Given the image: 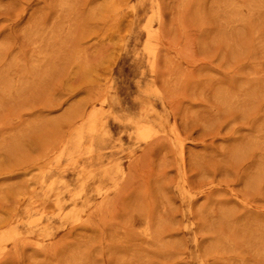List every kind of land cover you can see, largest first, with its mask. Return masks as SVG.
<instances>
[{
  "label": "rangeland",
  "instance_id": "1",
  "mask_svg": "<svg viewBox=\"0 0 264 264\" xmlns=\"http://www.w3.org/2000/svg\"><path fill=\"white\" fill-rule=\"evenodd\" d=\"M0 264H264V0H0Z\"/></svg>",
  "mask_w": 264,
  "mask_h": 264
},
{
  "label": "bare ground",
  "instance_id": "2",
  "mask_svg": "<svg viewBox=\"0 0 264 264\" xmlns=\"http://www.w3.org/2000/svg\"><path fill=\"white\" fill-rule=\"evenodd\" d=\"M141 133V132H140Z\"/></svg>",
  "mask_w": 264,
  "mask_h": 264
}]
</instances>
